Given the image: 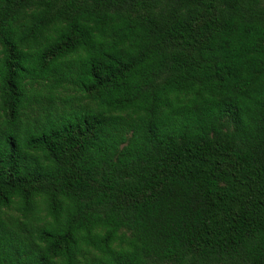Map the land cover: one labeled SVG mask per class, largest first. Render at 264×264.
<instances>
[{
  "label": "trees",
  "instance_id": "16d2710c",
  "mask_svg": "<svg viewBox=\"0 0 264 264\" xmlns=\"http://www.w3.org/2000/svg\"><path fill=\"white\" fill-rule=\"evenodd\" d=\"M0 264H264V0H0Z\"/></svg>",
  "mask_w": 264,
  "mask_h": 264
}]
</instances>
